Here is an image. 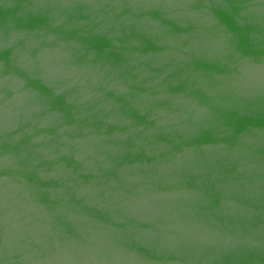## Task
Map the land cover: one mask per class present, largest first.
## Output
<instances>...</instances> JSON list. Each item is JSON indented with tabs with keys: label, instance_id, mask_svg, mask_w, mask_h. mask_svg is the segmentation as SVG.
I'll use <instances>...</instances> for the list:
<instances>
[{
	"label": "water",
	"instance_id": "obj_1",
	"mask_svg": "<svg viewBox=\"0 0 264 264\" xmlns=\"http://www.w3.org/2000/svg\"><path fill=\"white\" fill-rule=\"evenodd\" d=\"M0 264H264V0H0Z\"/></svg>",
	"mask_w": 264,
	"mask_h": 264
}]
</instances>
